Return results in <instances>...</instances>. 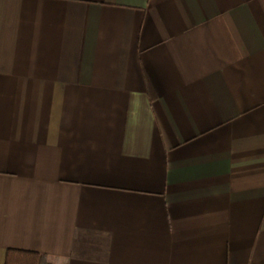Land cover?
<instances>
[{
    "label": "crops",
    "instance_id": "crops-1",
    "mask_svg": "<svg viewBox=\"0 0 264 264\" xmlns=\"http://www.w3.org/2000/svg\"><path fill=\"white\" fill-rule=\"evenodd\" d=\"M9 251L264 264V0H0Z\"/></svg>",
    "mask_w": 264,
    "mask_h": 264
},
{
    "label": "trees",
    "instance_id": "trees-1",
    "mask_svg": "<svg viewBox=\"0 0 264 264\" xmlns=\"http://www.w3.org/2000/svg\"><path fill=\"white\" fill-rule=\"evenodd\" d=\"M14 258H15V261H12V259L14 260ZM30 258L39 259L40 256L29 254V253H24V252L9 251L7 255L6 264H10L11 261H12L11 264H29L28 262H26V260L28 259L29 261H31Z\"/></svg>",
    "mask_w": 264,
    "mask_h": 264
}]
</instances>
